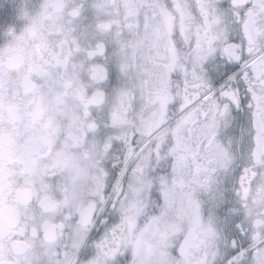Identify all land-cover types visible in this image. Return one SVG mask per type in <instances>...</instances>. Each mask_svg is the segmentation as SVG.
I'll return each instance as SVG.
<instances>
[{
    "label": "snow or ice",
    "instance_id": "1",
    "mask_svg": "<svg viewBox=\"0 0 264 264\" xmlns=\"http://www.w3.org/2000/svg\"><path fill=\"white\" fill-rule=\"evenodd\" d=\"M0 264H264V0H0Z\"/></svg>",
    "mask_w": 264,
    "mask_h": 264
}]
</instances>
